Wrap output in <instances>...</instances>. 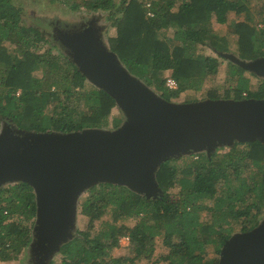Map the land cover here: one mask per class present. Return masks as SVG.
Returning a JSON list of instances; mask_svg holds the SVG:
<instances>
[{"label":"trees","instance_id":"1","mask_svg":"<svg viewBox=\"0 0 264 264\" xmlns=\"http://www.w3.org/2000/svg\"><path fill=\"white\" fill-rule=\"evenodd\" d=\"M72 8L103 9L115 31L109 47L134 75L170 99L181 90L201 87L220 71L219 51L229 39L212 27V18L228 23L238 35L237 51L243 59L264 57V2L253 0H49ZM243 19H230V13ZM24 9L12 0H0V129L4 122L34 132H71L105 128L115 118V97L87 80L69 55L51 45L41 50L44 32L23 23ZM197 43L218 51H199ZM245 69L229 61L236 84L222 92L207 90L210 98H264V79L252 89ZM171 74L178 87L171 89ZM194 157L186 155V157ZM199 159H176L160 164L156 179L162 193L147 195L124 184H92L80 203L87 218L85 229L63 243L61 260L48 264H219L218 255L236 231L251 230L264 215V142L236 140L226 152L218 148L198 153ZM179 186V197L168 198ZM38 211L37 194L26 181L0 186V261L17 259L33 239ZM110 211L111 219H104ZM133 218L134 224L120 222ZM97 221H99L98 226ZM238 229V230H237ZM129 234L136 253L114 255L119 236ZM163 238L167 255L156 254V239ZM164 256V257H163Z\"/></svg>","mask_w":264,"mask_h":264},{"label":"water","instance_id":"2","mask_svg":"<svg viewBox=\"0 0 264 264\" xmlns=\"http://www.w3.org/2000/svg\"><path fill=\"white\" fill-rule=\"evenodd\" d=\"M97 32L90 25L65 35L63 41L81 71L115 97L128 120L112 130L64 133L19 128L24 136L11 126L0 130V186L26 181L37 194L33 237L39 243L41 263H49L72 237L77 200L92 184L111 181L158 195L162 190L156 170L168 157L204 148L211 154L236 140L264 142V98L166 99L131 73ZM224 55L264 75V57ZM219 264H264V216L251 230L234 232L226 240Z\"/></svg>","mask_w":264,"mask_h":264},{"label":"rangeland","instance_id":"3","mask_svg":"<svg viewBox=\"0 0 264 264\" xmlns=\"http://www.w3.org/2000/svg\"><path fill=\"white\" fill-rule=\"evenodd\" d=\"M17 5H20L24 9L23 13V23L33 24L38 26L45 35V41L41 42V50H44L46 47L51 45L56 46L55 49L57 51H61L72 59L73 55L71 50L63 41V37L67 34H73L78 30H83L84 28L92 25L98 30V35L103 42L104 45L109 47L108 43V35L113 33L115 29L111 26V20L107 17V11L103 9L98 10H88L85 7L81 8H72L71 5L68 3H63L60 1H49V0H12ZM264 0H253L251 2L252 6L258 7ZM243 15L235 14L234 12L230 13V19H243ZM212 27L215 31L220 34L226 35L229 39L230 48L227 51H219L222 55L220 57L222 64L220 71L217 74L211 75L206 78L200 88L195 89H184L179 92L176 96L171 98L172 101L175 102H188V101H195V100H202L209 98L207 97V90L209 88H216L220 92H222L226 87L232 86L236 84V77L231 76L228 72L229 61L234 62L230 57L224 55V53L234 54L238 56L237 51V37L238 35L231 30V27L228 23H221L216 20V18H212ZM197 49L199 51H203L205 53H209L212 55H218V51L214 48L203 45L201 43H197ZM73 60V59H72ZM74 61V60H73ZM75 62V61H74ZM236 63V62H235ZM244 74L248 76L251 80L252 89H255L258 85L260 80L264 79V75H260L256 72L250 71L245 69ZM87 80L93 83L88 77ZM97 86V85H96ZM161 94V93H160ZM114 115L116 112L123 116L121 121V125L128 120L127 114L123 111L120 105L114 108ZM115 118H111V123L105 129L112 130L114 129V122ZM5 126L7 129L8 126L13 128V131L21 136H24L23 132L19 131V128H15L14 124L11 122H4L2 128ZM5 129V130H6ZM1 130V129H0ZM230 148V145H222L218 147V152H226ZM207 149H201L199 151H194L193 153H185L180 155H175L168 157L164 161L176 159L175 161L181 162L184 161L186 158L192 159L196 158L199 159L197 156L198 153H207ZM196 154L194 157H186V155H193ZM9 183V182H8ZM179 190L180 187L176 186L169 191L168 198L170 200H176L179 197ZM88 189H85L82 194L79 196L77 200V208L76 214L74 218V224L70 230L72 233V237L77 233L79 229H85L87 226V218L84 214L81 213L80 203L84 199L87 194ZM264 215H262L263 217ZM104 219H111V212L107 211L104 216ZM126 222L127 224H134L136 222L133 218H125L121 219L120 222ZM99 221H97L98 226ZM238 230V229H237ZM237 232V231H236ZM71 237V238H72ZM70 238V239H71ZM69 240V239H68ZM67 240V241H68ZM66 241V242H67ZM65 243V242H64ZM63 244V243H62ZM61 244V245H62ZM39 243L36 241V237H33L30 244L25 247L18 255L17 259L9 260L7 264H48L47 261L41 263V255L39 254ZM156 254L157 255H167L169 251L168 245L165 243L163 238L158 237L156 239ZM61 247V246H60ZM114 255L123 256V255H131L136 253L135 249H132L131 246L123 247L118 246L113 249ZM61 253L59 250L55 251L50 258V260H57L58 262L61 260ZM163 256V257H164ZM219 259V255H218ZM7 261L4 262L6 264ZM137 262L140 264H149L150 260L147 258H139ZM158 264H168L167 257H164Z\"/></svg>","mask_w":264,"mask_h":264},{"label":"built area","instance_id":"4","mask_svg":"<svg viewBox=\"0 0 264 264\" xmlns=\"http://www.w3.org/2000/svg\"><path fill=\"white\" fill-rule=\"evenodd\" d=\"M259 26H264V23H259ZM166 85L171 88H177L178 87V81L174 76L169 74L166 78ZM119 244L123 247H129L131 245V237L129 234H122L119 236Z\"/></svg>","mask_w":264,"mask_h":264},{"label":"crops","instance_id":"5","mask_svg":"<svg viewBox=\"0 0 264 264\" xmlns=\"http://www.w3.org/2000/svg\"><path fill=\"white\" fill-rule=\"evenodd\" d=\"M6 261H7L6 264L9 263V262H8L9 260H6ZM4 262H5V261H0V264H4Z\"/></svg>","mask_w":264,"mask_h":264}]
</instances>
